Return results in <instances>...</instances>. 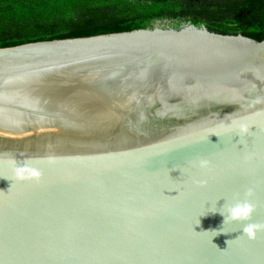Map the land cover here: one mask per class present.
<instances>
[{"label":"water","instance_id":"95a60500","mask_svg":"<svg viewBox=\"0 0 264 264\" xmlns=\"http://www.w3.org/2000/svg\"><path fill=\"white\" fill-rule=\"evenodd\" d=\"M168 22L0 47V264H264V39Z\"/></svg>","mask_w":264,"mask_h":264},{"label":"trees","instance_id":"16d2710c","mask_svg":"<svg viewBox=\"0 0 264 264\" xmlns=\"http://www.w3.org/2000/svg\"><path fill=\"white\" fill-rule=\"evenodd\" d=\"M190 22L264 39V0H0V47Z\"/></svg>","mask_w":264,"mask_h":264},{"label":"clouds","instance_id":"9594fccd","mask_svg":"<svg viewBox=\"0 0 264 264\" xmlns=\"http://www.w3.org/2000/svg\"><path fill=\"white\" fill-rule=\"evenodd\" d=\"M194 166H198L201 169H207L210 166V161L207 159H198L194 162ZM17 176L20 179H28V178H39L40 173L34 169H29L27 167H20L16 170ZM27 174V175H26ZM198 185L203 187L206 184V181H196ZM253 195V189L249 188L245 193V199L238 200L234 204H223L221 209L223 211H219L220 215L223 217V224L227 222H246L244 223V227L242 229L243 234L246 235L250 240H255L257 237V233L264 231V223H251L248 222L251 220L252 214L255 211L254 205L250 203L249 198ZM225 211L227 215H225ZM222 232L219 230L217 234H221ZM225 234V233H224ZM227 244V241H226Z\"/></svg>","mask_w":264,"mask_h":264},{"label":"rangeland","instance_id":"374dc122","mask_svg":"<svg viewBox=\"0 0 264 264\" xmlns=\"http://www.w3.org/2000/svg\"><path fill=\"white\" fill-rule=\"evenodd\" d=\"M167 25H169V26H173V25L171 24V22L166 23V26H167Z\"/></svg>","mask_w":264,"mask_h":264}]
</instances>
